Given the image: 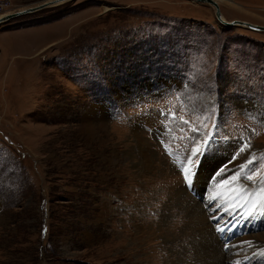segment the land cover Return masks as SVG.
Listing matches in <instances>:
<instances>
[{"label":"rangeland","instance_id":"1","mask_svg":"<svg viewBox=\"0 0 264 264\" xmlns=\"http://www.w3.org/2000/svg\"><path fill=\"white\" fill-rule=\"evenodd\" d=\"M48 1L0 0V14ZM216 1L264 25V0ZM85 118L105 120L94 138ZM197 145L193 192L179 163ZM242 152L262 197L256 230L230 244L264 264V31L192 0H67L0 23V264H200L207 175Z\"/></svg>","mask_w":264,"mask_h":264},{"label":"bare ground","instance_id":"2","mask_svg":"<svg viewBox=\"0 0 264 264\" xmlns=\"http://www.w3.org/2000/svg\"><path fill=\"white\" fill-rule=\"evenodd\" d=\"M64 1H66V0H57V1L52 2L51 4L53 5V4L57 3V2H64ZM216 2H218V1H216ZM212 6H214V5H212ZM215 9H216V7H215ZM7 15H8V13L0 14V22H3L2 21L3 18L6 17ZM222 19L225 20L224 15H222ZM252 24H254V23H252ZM91 113L92 112H90V114ZM92 122H94V123H92ZM104 122H105V120L103 118H100V119L98 118L96 120L86 119L85 118L84 119V123H82L81 133L84 134V135L86 134L88 137L94 138L97 135V130H99L100 128L104 127V124H105ZM137 139H138V143H139V149L141 148L140 149V154L145 160L144 162H146V161L150 162L151 159H152V154L149 151H146L147 149L143 148V146H142V144L146 143L145 140L141 139V138H138V137H137ZM202 149L203 148L200 145L195 146L193 148L192 153H191V158H193L196 155L199 156V154L202 151ZM246 153H248V152H246ZM246 153L242 152V153L238 154V155H241V156L240 157L239 156H235L234 157L235 159L234 158L231 159L229 163L224 162V164H222V165H217V167H215L207 175V180L208 181H209L210 177L213 176L212 177L213 178L212 179L213 182L211 183V185L209 184V187L207 188V191L209 193L208 194L207 193L204 194V200H203L204 203H203V201H201L203 203V205L205 204V207L207 208V211L209 213V217H208V219H203L200 223L198 222L199 223L198 225H199V228H200V235H199L200 236V240H198V243L201 244L200 253L202 255H204V257L200 259V261H201L200 264H206V262L204 261L205 258L206 259H214L212 264H238V263L240 264V262H241L239 257H236V254L238 253V250H239V246L238 245L230 244L231 248L228 251H229L230 257L232 259L230 258V259L227 260L222 255L226 251L225 250V243L223 241L220 242V243H215L216 244L215 247H216V250H217V254L218 253L221 254V255L216 256L215 258L212 257V256H206L209 253V246L210 247H212V246L209 243L205 242V241L206 240H210L211 241V240L219 238L218 237L219 233H216V231H215L216 226H215V223L213 224L212 220H214L216 215L220 214L222 216V219L219 222L226 223V221H227V219L229 217V214H228L229 211L225 210L226 207H230L232 209H237V211L239 210L241 212V214H243L242 211H244V212L252 211V212L256 213V210H254V209L256 208L257 203H259V201H260V199L262 197L260 195V191L256 192V190H254L253 188H251V187L249 188L250 185L247 186L241 180V178L239 176V170L245 164V161L248 158V154H246ZM203 162H205V159L203 160ZM213 162H212V164H215ZM208 164H209V162H208ZM189 166H192V164H189ZM187 171H188L189 177L191 178L192 185L194 186V188L198 189L197 185L195 184L196 181H197V175H194L196 170H191L189 168V170L187 169ZM201 180H203V179H201ZM202 197H203V195H202ZM232 199L233 200L235 199V201L232 202ZM227 200H230L231 202L230 201L226 202ZM223 202H225V203H223ZM213 210H215V213H213ZM224 210H225V212H224ZM190 212H191V210H190ZM261 227H263V225H261L260 228ZM139 232H141V230ZM222 233H225V231H222ZM230 236L231 235L228 233V238ZM236 241H237V239L231 241V243L232 242H236ZM252 241L254 243H256L257 248H262V249H260V250L258 249L256 251L257 253L261 254V252L264 251V243H261L260 241H257V240H252ZM257 253L252 254V258H255V255ZM229 254H228V256H229ZM199 256H201V255H199ZM241 258L244 259L245 257L243 256ZM180 260L181 261L183 260L181 254H180V258L174 257L173 259H171L168 262V264H179ZM165 264H166V261H165Z\"/></svg>","mask_w":264,"mask_h":264},{"label":"water","instance_id":"3","mask_svg":"<svg viewBox=\"0 0 264 264\" xmlns=\"http://www.w3.org/2000/svg\"><path fill=\"white\" fill-rule=\"evenodd\" d=\"M194 1H197V2H207L209 4L214 5V7H216V16H217L218 20L221 21V23L223 25L227 26V27H232L234 25H241V26H246V27L253 28V29H256V30L264 31V25L252 24V23H250L248 21L237 20V19H235L233 21L223 20L222 19V13H221L220 5L215 0H194ZM51 3L52 2H49L48 1V2H45L44 4H40L39 6H37L35 8H27L25 10L18 11V12L13 13V14H8L6 17L3 18L2 21L4 22L6 20H9L10 18L16 17V16L21 15V14L32 13V12L41 10V9H43V8L48 7L49 5H51ZM0 23H2V22H0Z\"/></svg>","mask_w":264,"mask_h":264}]
</instances>
